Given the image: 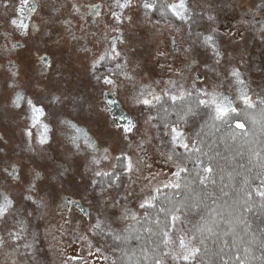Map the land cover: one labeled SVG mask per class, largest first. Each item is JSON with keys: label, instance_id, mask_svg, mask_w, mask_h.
<instances>
[{"label": "rangeland", "instance_id": "1", "mask_svg": "<svg viewBox=\"0 0 264 264\" xmlns=\"http://www.w3.org/2000/svg\"><path fill=\"white\" fill-rule=\"evenodd\" d=\"M95 1L50 0V3L55 8L63 9L60 13L61 18L65 15L67 20L80 24L79 16L81 12H84V4H92ZM100 1L107 2V0ZM195 1L200 3L203 7L202 10L205 11V23L207 20L209 30L212 31L214 28L215 32L218 29L225 32L222 42L225 63H227L226 68L233 66L240 71L242 78L248 82L253 98L258 93H264V31H261L264 28V0ZM123 2L124 0H119V3ZM129 9L131 23L126 27L116 24L113 26L115 36L117 38L124 37V42L118 45L120 55L115 58H121L118 63L124 65L125 72L132 77V79H127L123 75V79H126L123 82L129 81L128 84L132 86L130 88L126 83V89L120 95L138 122L132 135L124 138L109 133L107 128L105 129L106 118L101 110L96 116L93 114V106L92 108L90 106L96 96L94 92L96 87L92 90L96 77H92L91 73L93 65L97 63V58L92 53L78 54L75 40L67 37V40L62 41L63 30L51 25L52 32L59 30L55 35L52 34L59 41L56 46L54 45L56 49L53 50L52 56L60 61L56 65L57 69H66L65 65L67 64V75L65 76L66 80H62L59 74L49 77L51 86L57 90L61 87L56 93L60 100L53 104L49 98L50 100L45 102L46 107L52 110L58 108L64 112L65 110L69 111L67 108L74 107L78 100H82L81 105L84 113L82 123L90 128L92 134L102 143L101 145L109 146L107 153L109 158L100 159L105 155L104 150L89 159L84 156L73 157L72 155L71 157L73 152L60 142L55 143V146L45 148L35 144L34 157H31L32 166L35 169V175L37 172L40 173L45 181L38 185V192L32 194L23 186H13L8 179L0 181V189L8 193L14 201V212L17 209H22L18 219L6 216L1 221L0 239L4 241V244L0 251V264H114V262L117 264L118 253L111 247L107 236L121 235L125 229L136 224L130 217L128 219L120 218L122 213L135 212L137 219L142 220L145 214L144 210L139 208V204L144 196L157 195L160 197L161 194L174 189L164 187L165 184L177 181V177L172 173L177 170L178 162L175 157L173 160L168 159V155L172 151L169 137L159 132L161 129L155 125L154 120L149 121L148 119L149 116L154 118L155 107L150 108L138 104L136 98L141 91L145 95L149 91H154L157 95H160L162 91H168L170 95L177 97H180L181 92L188 93V89L183 83V66L181 64L178 67L175 64L172 65L173 61L167 59L166 47L160 39L162 28L155 25L148 15L149 12L141 7V3L138 0H131ZM245 9L257 12V15L262 19L257 25L256 34L251 35V28L240 29L236 25L242 19ZM209 15L214 17V21L208 20ZM51 18L57 20L53 15ZM102 30L100 27L99 34ZM117 31H120L119 34ZM176 33L185 45L189 46L188 43L194 39L187 34L185 26H178ZM189 47L193 48L194 46L190 45ZM99 51H101L100 47ZM252 53L253 55H251ZM192 54L195 55L194 57H200L195 47ZM74 58H77V63L81 67L73 82L69 69L73 68V72L76 69L73 63ZM216 60L217 57L214 55L211 61ZM213 63L215 68L222 69L220 64ZM115 75L118 78L121 77L120 74L115 73ZM233 79L228 71L226 84L233 86ZM70 83H72V87L68 85ZM99 84L100 82H98L97 89L99 91L97 93L98 100H100L99 107H101L102 87ZM141 84H145L147 88L140 90L139 85ZM75 85H77V89H75ZM75 90L76 92L80 90V93H75ZM75 95L77 96L76 100ZM148 98L151 99V97ZM95 118H98L99 126L103 128V132L100 128L97 130L92 123ZM201 121L206 122L207 116L199 114V119L195 118L189 121L187 129L197 130L196 123ZM181 123L182 126L186 125ZM192 139H196V137ZM177 151L183 154L180 161V166H183L186 155L189 153H185V150L181 149ZM116 156H127L133 163V171L122 176V186L119 189H108L101 194L100 186L93 188L91 184L93 179L99 178L94 176V171H111L112 165L117 164ZM94 157L100 159L99 164L91 163ZM62 165L68 167V173L54 180L53 176L62 171ZM25 172L26 170L21 174L24 176ZM204 175L208 174L204 173ZM260 178H264V169L261 171L259 182ZM258 185L259 183L256 187ZM156 188L160 189L159 193L154 191ZM15 190H18V193L15 194ZM63 194H71L80 199L83 207L88 210L87 218L79 213L72 216L70 212L62 210L60 201ZM28 195L37 201L42 199L43 206L37 207L31 201L25 200L24 197ZM125 197L127 198L125 199ZM115 201H119V203L113 207ZM29 211L31 215H29ZM19 219L27 222V231L20 232V225L17 224ZM97 219L102 222L103 233L90 229V225L94 224ZM177 228L189 229L188 222H185L184 225L178 224ZM9 232H19L23 239L14 241L9 236ZM26 242L31 243L33 247L24 249L22 245Z\"/></svg>", "mask_w": 264, "mask_h": 264}, {"label": "flooded vegetation", "instance_id": "2", "mask_svg": "<svg viewBox=\"0 0 264 264\" xmlns=\"http://www.w3.org/2000/svg\"><path fill=\"white\" fill-rule=\"evenodd\" d=\"M138 1L142 5L143 0ZM31 2L36 4V11L34 13L29 11L28 6L21 7L22 0H8L7 9L0 7V181L8 179L11 185L23 186L32 194H36L38 192V185L44 181V177L40 174V177L36 178L31 157H34L35 144H40L38 143V137L34 136V138L29 140L25 135V131L31 130L36 134L42 131V129L30 128V122L27 120L24 110L12 106L11 100L14 98L16 92H24L26 96L32 98L34 102L42 103L45 107L47 119H44L43 122L49 125L50 131L48 135L50 137V144L40 146H44L45 148L47 146H55V143L60 142V144L70 148L73 152V154L70 155L71 157L72 155L73 157L84 156L89 159L105 148L109 149V146L101 145L102 143L92 134L90 128L82 123V119L84 118L81 105L82 100H78L74 107L67 108L69 111L65 110L64 112L60 111L58 108L52 110L46 107V100L49 98L52 99V94L56 96V93L61 88L59 87L57 90L54 86H51L49 77L59 74L62 80H66L65 76L67 75V64L65 65L66 69H57L56 65L60 61L52 56V52L56 49L55 46L59 42L52 34L55 35L59 30L52 32L51 25H53L52 27H58L63 30L64 37L62 41L67 40V37L71 40H75L78 54H84V52L92 53V55L97 58V63L95 67L92 68V77L108 75L116 82L115 86L104 84L102 81L100 82L99 85L102 87L101 107H99L100 100H98L97 93L99 91V89H97L98 81L95 80L96 82H94V86H92V90L96 87L94 90L96 96L94 101L91 102L92 105H90L91 108L92 106L94 108V113H92L97 116L98 112L101 110L106 118L105 129L107 128L109 133L117 137L124 138L132 135L133 131L138 126V122L135 116L129 111L128 104L120 95L124 92V89H126V83L128 84L129 81L123 82V80H126L123 79V75L118 78L115 73H109L107 71L108 68L115 69V65L121 60L119 57L116 59L115 56L116 52L120 53L118 45L124 42V37L117 38L113 26L116 24L117 26L124 25V27H126L131 23L130 14L128 12L130 10L129 7L124 9L119 8L117 6V0H107V2L96 0L95 3L84 4V12H81L79 16L81 23L78 24L72 22V20H67L65 15L61 18L60 13L63 9L53 7L50 0H31ZM171 2H173V0H156L158 7L151 11L146 10V12H149L148 15L155 25L162 28L160 39L162 44L166 47L167 59L173 61L171 62L172 65L175 64L178 67L181 64L183 66V83L185 84V88L188 89V92L192 93V95H185L180 98L194 100L196 93L193 89V85L195 84L198 89H207L209 92H220L230 99H235V89L237 86L234 83V79L233 86L226 84L227 72H230L233 66L226 68L227 63H225L226 59L224 58L222 42V37L225 32L218 29L217 32L213 33L209 30L208 21L206 20L205 23V11L202 10V5L195 0H187L189 7V20L187 23L181 19H177L169 11H166V14L162 17L158 16V14L161 13L159 11V5ZM113 12L120 17L119 20L112 15ZM51 15L57 18V20H53ZM242 16V19L237 22L236 25L240 29L245 27L248 29L251 28V35L256 34L257 25L259 21L262 20L257 15V12H251L245 9ZM11 18H17L18 20H23L25 23H28L30 26L29 29L26 31L16 30L14 26L8 23V20ZM33 25L34 28L32 27ZM178 26H185L187 34L194 37L192 42L188 44L196 48L200 57H194L195 55L192 54L194 47L192 48L185 45L178 38L176 33V28ZM100 27L103 29L101 34H99ZM117 32L119 34L120 31ZM208 34L214 36L216 47L222 53L219 58L221 70L215 68L213 62L216 61H211L212 57H214L212 49L202 43L203 37ZM251 42H253L252 39ZM13 45H16V47L14 48ZM99 47L101 51H99ZM113 47H115V51H113ZM251 55H253V53ZM40 57L46 58L47 67L40 62ZM100 57H104V59L100 60ZM73 63L75 65L74 67H76L75 71L73 72V68L69 70L71 71V80L74 82V78L81 66L77 63V58L73 59ZM13 65L15 66L13 67ZM42 70L43 74H41ZM123 71L125 72V69H123ZM13 72L18 73V75L13 77ZM244 81L247 85V89L250 91L248 82L246 80ZM68 85L70 87L73 86L72 83ZM129 86L131 88L132 85L128 84V87ZM139 86L140 90H145L147 88L145 84ZM62 87H64V85H62ZM75 87V89H77V85H75ZM77 92L80 93V90ZM77 92L75 90V93ZM76 99L77 96L75 95V100ZM79 99H81V97H79ZM175 102L169 97H164L162 102L155 106L153 120L155 125L161 129L159 130L161 133H164L165 129L161 127L157 121L159 119L157 114L160 115V113H162V107L172 110ZM201 114L207 116L203 110L200 111V115ZM195 118L199 119V115ZM195 118H190L189 121ZM60 119H69L73 123H77L79 127H82L89 137L95 141L98 151L93 152L87 149L83 145V141H81V147L84 148V151L82 153H75L73 146L68 142L64 134L65 132L71 133V130L60 124ZM167 120L169 121L170 118ZM98 121V118H95L92 123H94L97 130L100 128L101 132H103V128L99 126ZM129 122L134 124L135 128L131 133H124L123 129L129 125ZM181 122V127L188 138L196 137V139H200L207 130V128H205V132L203 131L197 138V131L201 130V125L205 122H197L196 126L198 129L192 131L187 129V124L182 126ZM12 165L16 166L17 174L20 177L19 180L13 179L12 175L9 174L11 173ZM24 170H26V175L23 176L21 173ZM24 179L26 180L23 181ZM29 185H34L35 190H30ZM95 188H97V186ZM0 192L6 193L2 189H0ZM14 193H18V190H15ZM60 207L65 212H70L72 216L75 213L84 215L86 218L88 216V210L83 207L82 201L71 194H63V196H61ZM20 214V212L17 213V211L14 212L13 210L7 216L18 219ZM2 220L4 219H0V227L2 225ZM2 248L3 245H0V251Z\"/></svg>", "mask_w": 264, "mask_h": 264}, {"label": "snow or ice", "instance_id": "3", "mask_svg": "<svg viewBox=\"0 0 264 264\" xmlns=\"http://www.w3.org/2000/svg\"><path fill=\"white\" fill-rule=\"evenodd\" d=\"M28 6L30 12L36 11V4L31 2V0H22L21 7ZM117 6L121 9L131 6V0H125L124 3H119L117 0ZM0 7L7 9L8 0H0ZM141 7L145 10L151 11L154 8H157L156 0H143ZM160 7L167 9L171 14L177 19H181L184 22H188L189 16V7L187 0H173L171 3L163 4ZM112 15L119 20L120 17L116 15L115 12ZM209 21H214V17L209 15ZM16 30L26 31L29 29V24L25 23L23 20H18L17 18H11L8 20ZM34 28V25L32 26ZM264 31V28L261 29ZM212 32H215V29H212ZM203 45L211 48L214 55L217 57L216 63H220V57L222 53L216 47V41L212 34L205 35L202 41ZM15 48L16 45H13ZM115 51V47H113ZM120 54L116 52V56ZM40 62L46 67L48 66L47 60L45 57H40ZM104 57H100V60H103ZM15 65H13L14 67ZM95 67V64L93 65ZM124 65L117 63L115 69L108 68L109 73H116L124 75L127 79H132L128 76L126 72L123 71ZM43 74V70L42 73ZM18 73L13 72L12 76H17ZM230 76L234 78V83L236 84V98L230 99L228 96L223 93L212 91L209 92L207 89H198L195 84L193 89L195 90V108L189 106L182 113H178V120L172 123L165 122L163 127L165 129L164 135L169 137L170 144L172 146V151L168 155L169 160H173L175 157L177 160V170L172 173L173 176L177 177L176 182H171L170 184H165V188H175L180 189L181 185L178 182L181 173L188 171L186 167L180 166L182 153H179L178 149H184L185 153H201L202 155L207 156V153H204L203 150L197 145L201 143L199 139L188 138L185 134V131L182 129L180 122L184 124L189 123L190 118H195L200 114V111L203 110L207 115V121L201 125V131L197 133L199 137L205 128L211 129L213 132L220 131V126L234 122L236 129H244L245 124L241 122V117L246 120H250L253 124L256 123L255 116L250 115L254 113L257 109L260 111V116L264 119V93L256 94L255 98L250 94V91L247 89L245 81L241 78L240 71L233 67L230 71ZM98 82H103L107 85L115 86L116 82L111 79L108 75L96 76ZM11 86V85H10ZM185 95H192V93L181 92L180 97ZM148 97H151L149 99ZM164 97H169L173 102L178 98L176 95H170L168 91H162L160 95H157L154 91L147 92V95L141 91L140 95L136 98L138 104L148 106L150 108L155 107L156 104H160ZM60 100L58 96H52L51 103H56ZM155 102V103H154ZM13 107L17 109H23L27 120L30 122V128H41L42 131L34 134L31 130H26L25 135L31 140L32 138L38 137V143L40 145H49L50 137L48 135L50 129L47 123H44V119H47V114L45 107L42 103L34 102L32 98L26 96L24 92H16L14 98L11 100ZM26 106V107H25ZM166 111V110H165ZM149 121L153 120L152 116L148 117ZM60 124L64 125L67 129L71 130V133L65 132V136L68 142L73 146L75 153H82L84 148L81 147V141L83 145L92 150L93 152L98 151L95 141H93L87 132L82 127H79L77 123H73L69 119H60ZM135 125L129 122V125L123 129L124 133H131ZM232 139H236L235 134L232 135ZM250 151H252L250 149ZM105 155L100 157V159H108V149H104ZM218 155V153H217ZM252 155L259 158L261 156L260 151H252ZM100 159L95 157L92 159V164H99ZM117 164L112 165L111 171H94V176L106 178V183L101 184L99 187L100 193H104L108 189H119L122 186V176L130 174L133 171V163L127 156H116L115 157ZM211 161L212 157H208ZM197 167L201 168L202 171L208 175H211L214 169L209 166H204L203 161H201ZM243 167V165H241ZM122 168L123 171L119 169ZM62 171L53 176V179L58 177H63L68 173L69 169L67 166H61ZM13 179L19 180L20 177L17 174V169L15 165H12L11 173ZM208 175L199 176V182L201 185H205L208 179ZM40 177V173H36V178ZM93 188L98 184L97 180L93 179L91 181ZM249 185V178L245 177L242 182V187L240 189V194H238L234 204L227 210H218L215 208H208L203 200H198L193 202L190 206L187 204H173L171 207L161 206L159 208V213L165 215L168 220V223L165 224L164 228H160L158 232L153 231L151 226L141 225L140 228L131 226V228L125 229L128 232V235L121 236L120 234L115 235L113 238L115 240H130V239H141V232L149 234L150 237H157L156 241L149 240V246L141 247L140 252L142 254L143 264H216L212 256L208 254V251L205 247V242L209 238L216 237L217 239H223L228 236H232V248L236 250V255H229L228 259H224L223 247L220 249V253L217 255L220 256L222 264H249V259L260 260L261 264H264V230H262V235L260 239V250L262 255L255 256L253 245L256 242V237L249 241H244L243 236H240V231L244 235H247L251 225L248 223V215L256 211V205H254V195L259 197L261 203L259 204V209L261 212H264V178H260L259 185L250 190H246L245 186ZM30 190L34 191V185H29ZM156 193L160 192L159 188L154 190ZM223 196L227 197L229 194L222 191ZM130 195V194H129ZM127 197H125L126 199ZM25 200L31 201L37 207H42V199L40 201L34 200L31 195L25 196ZM158 201L157 195H146L139 204V208L145 210V215L142 218L147 224H156L159 226L160 220L159 216L155 221L151 220V217L148 214V209L156 207ZM119 201L113 203V207L118 204ZM14 201L9 197L7 193L0 192V219L6 218L8 214L13 211ZM187 211H191L195 216H199V221H188L187 220ZM22 209H17V213L21 212ZM207 212V215L204 213ZM29 215L31 212L29 211ZM131 218L132 221H135L137 225L141 224V220L137 219V214L135 212L126 211L122 213L120 218L128 219ZM185 222L191 223L192 227L187 228H177V225H184ZM17 224L20 225V232L27 231V222L23 219L17 220ZM221 224L226 226V230L222 233L218 231ZM91 230H98V232L103 233L104 228L102 227V222L97 219L96 222L90 225ZM9 236L14 241H20L23 237L19 232H9ZM86 239V237H83ZM239 239V243L237 242ZM4 241L0 239V245H3ZM240 244H244L243 255L240 254ZM224 246H227V240H224ZM19 247V245H18ZM24 249H31L33 245L31 243H24L22 245ZM25 255L27 253H24ZM134 255V254H133ZM208 256V260L205 261L202 257ZM115 264V262H114ZM129 264H140L139 261L133 262L132 257H129Z\"/></svg>", "mask_w": 264, "mask_h": 264}, {"label": "trees", "instance_id": "4", "mask_svg": "<svg viewBox=\"0 0 264 264\" xmlns=\"http://www.w3.org/2000/svg\"><path fill=\"white\" fill-rule=\"evenodd\" d=\"M160 6L159 11L161 13L158 16L162 17L166 14L167 9ZM189 106L195 108V100L180 98L175 102L172 110L162 107V113L160 115L157 114L159 117L157 121L161 127H163L165 122H175L178 120L177 114L182 113ZM250 115L255 116L256 123L253 124L250 120L241 117V122L245 124L244 129H236L234 122H230L229 124L220 126V131L218 132H213L211 129L206 130L203 137L199 139L202 142L197 146L208 155L205 156L196 152L187 154L183 166L188 171L181 173L178 181L181 185L180 189L174 188L169 192L161 194L158 197V201L155 202L156 207L147 210L152 221H155L159 216V226L154 223L147 224L143 219L141 220V224L133 225L137 228H140L141 225L151 226L153 231L158 232L160 228H164L165 224L168 223L165 215L159 213L161 206L171 207L173 204H187L190 206L195 201L203 200L210 209L227 210L234 204L238 194H240L245 177L249 178V185L245 186V189L250 190L251 188H255L259 183L261 171L264 169V119L261 118L259 109L254 113H250ZM168 118H170L169 121L167 120ZM233 134L236 136L234 140L232 139ZM250 149L252 151H260L261 156L257 158L252 155ZM208 157H212L211 161H209ZM201 161H203L204 166H209L210 163L214 169L205 185H201L199 182V176L204 175L202 169L197 167ZM119 170H122V168ZM97 182V186L99 187L101 184L106 183V178L99 177ZM222 191L227 192L229 195L227 197L223 196ZM253 203L257 206L256 211L247 217L251 228L247 235H244L240 231V236H243L244 241H249L255 236L256 242L253 245L254 255L261 256L260 239L262 230H264V212H261L258 207L261 203L259 197H255L254 195ZM186 214L188 221H199V216H195L191 211L186 210ZM204 214L207 215V212ZM188 227L190 229L192 224L188 223ZM224 230H226V226L221 224L218 231L222 233ZM126 235H128L127 231L121 234L122 237ZM114 236H107V239L111 247L118 253L117 264H129L130 256L133 262L139 261L140 264H143L140 252L141 247L149 246L150 239L152 241L157 240V237H150L149 234L142 232L140 240L130 239L126 241L123 238L115 240ZM224 240H227V246H224ZM232 240L233 237L231 235L223 239L212 237L206 240L205 247L216 264H222L220 256L217 255V253H220L221 247H223L224 259H228L229 255L234 256L237 254L236 250L232 248ZM237 242L239 243V239ZM243 247L244 244H240L241 255H243ZM202 259L207 261L208 256H204ZM260 262V260L249 259V264H259Z\"/></svg>", "mask_w": 264, "mask_h": 264}, {"label": "water", "instance_id": "5", "mask_svg": "<svg viewBox=\"0 0 264 264\" xmlns=\"http://www.w3.org/2000/svg\"><path fill=\"white\" fill-rule=\"evenodd\" d=\"M85 212V211H84Z\"/></svg>", "mask_w": 264, "mask_h": 264}]
</instances>
